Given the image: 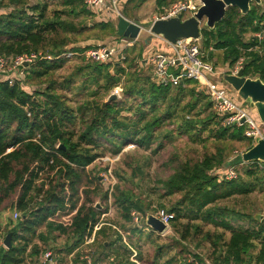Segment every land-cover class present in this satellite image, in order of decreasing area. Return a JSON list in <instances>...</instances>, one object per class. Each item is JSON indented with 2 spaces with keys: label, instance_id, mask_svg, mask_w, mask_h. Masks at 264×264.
<instances>
[{
  "label": "trees",
  "instance_id": "trees-1",
  "mask_svg": "<svg viewBox=\"0 0 264 264\" xmlns=\"http://www.w3.org/2000/svg\"><path fill=\"white\" fill-rule=\"evenodd\" d=\"M60 1L68 10H53L51 15L46 0L33 3L31 0H0V9L8 8L0 10V56L38 52L57 56L67 50L83 51L95 47L70 46L72 40L68 39L67 32L75 34L92 25L77 27L61 19L60 14L89 18L96 15L80 0ZM134 1H138L135 6H139L145 0H122L120 10L123 16H129L127 6ZM155 2L158 10L169 5L167 0ZM250 6L245 15L235 7H228L223 19L213 29H201V40L205 49L212 46L214 51L222 52V61L228 67L242 59L243 74L264 81V43L253 37L260 30V23H264V6ZM115 24L111 20H100L93 26L101 30L110 28L111 34L115 35ZM246 34L251 36L245 39ZM214 51H209V59ZM142 52L140 50L137 56ZM65 61L64 58L38 60L31 65L26 83L51 76ZM134 61L135 58L126 57L113 63L86 64L85 73L94 85L99 86V79L106 81L103 85L106 93L125 75L124 81L131 84L124 85V96L139 98L138 108L129 118L121 115L122 111L131 112L133 109L125 107V100H86L75 108L69 106L66 96L57 91L69 88L71 80L58 83L52 79L43 90L32 92L23 89L17 81L0 80V240L9 232L12 234L9 248L0 244V264L34 262L42 251L35 240L46 245L49 235L51 239L56 235L66 236L63 248L55 249L56 254L61 255L59 259L78 254L95 226H99L101 215L107 212V208L100 211L94 207L88 190H83L85 199L80 202L82 193L79 188L88 175L85 169L100 156L95 149L109 145V151L117 154L123 144L134 142L149 150L158 137L157 129L173 117L175 111L171 110L170 104L163 113L159 106L168 99L178 101L176 96L185 95L186 88L182 83L177 86L157 84L150 74L137 73L136 70L125 72ZM111 66L113 72L109 71ZM89 67L92 69L88 70ZM191 82L186 81L187 84ZM172 92L175 96H171ZM189 92L193 97L189 103L192 110L200 98L193 87ZM97 93L95 90L90 95ZM205 105L209 107L211 102L207 101ZM216 118L214 113L205 118L184 116L178 129L198 142L205 139L201 138L204 130H209L210 136L217 141L247 140L242 127L223 126ZM78 124L82 128L76 130ZM192 130L196 133L190 134ZM161 147V143L157 144L153 152ZM250 147L248 139L247 149ZM223 150L217 146L213 153H204L196 160H184L165 180H159L163 195H180L167 210L174 214L171 227L181 240L200 236L208 244L209 258L214 264H264V220L255 215L261 214L260 210L245 206V197L255 190L264 195V162L233 166L236 178H219L212 172L223 166ZM102 198L107 199V194ZM114 202L126 223L133 220V211L145 214L142 202L129 190L116 188ZM6 210L19 215L14 220L11 217L3 220ZM60 213H73L70 222L56 221L54 217ZM206 226L210 228L205 229ZM41 227L46 232L39 231ZM106 229L102 224L95 230L93 243L99 236L107 235ZM113 245L114 241L100 243L104 258L116 253Z\"/></svg>",
  "mask_w": 264,
  "mask_h": 264
},
{
  "label": "rangeland",
  "instance_id": "rangeland-1",
  "mask_svg": "<svg viewBox=\"0 0 264 264\" xmlns=\"http://www.w3.org/2000/svg\"><path fill=\"white\" fill-rule=\"evenodd\" d=\"M155 1L156 0H145L141 2L139 6H135V4L139 2L134 1L127 6L129 11L128 17L135 19L133 21L141 24L143 27L133 48L126 51V57L129 59H137V54L140 53V50L142 52V50H145L144 48L147 49L149 46L156 44L153 39H157V37H149L150 34L147 31L148 25L154 19L159 18V15H161L163 11L162 9L158 10L156 8ZM174 1L175 0H167L168 4ZM33 2H35V0H31V3ZM46 2L48 4L47 9L51 15L53 10L65 12L68 10V7H64L60 4V0H46ZM0 10L5 11L8 10V8H1ZM60 15L61 19L71 22L77 27L92 25L89 29L75 34L67 32L66 35L68 39L72 40L70 46H102L115 38L116 34H111L112 31L110 28L101 30L94 27L93 24L100 20H111L116 22L117 17L112 19H101L97 16L89 18L80 15L75 17L67 13H62ZM201 26L204 27L203 24ZM250 36L251 34H246L245 39H248ZM206 59L208 62L213 63L215 71L219 73L217 76L214 75L216 82L227 89L230 94H233L240 102V98L236 92L226 82L222 81V74L226 73L228 71L227 69H232L233 67H228L223 63L222 52L214 51L212 58L209 59V57H207ZM113 62H117V60L114 59L111 63ZM92 63L95 62L75 57L71 60H66L62 67L52 72L51 76L36 78L26 83L25 77L28 75L32 67L31 65L34 63L28 66L26 65L27 68L14 67L13 62L10 57H8L6 65L0 68V80L9 82V80L12 79L19 82L23 89L30 92L34 90H43L52 79L56 80L58 83L71 80L69 88L64 90L58 89L57 92L59 94H64L67 104L73 108L86 100L92 102H106L108 97L112 95L110 91L114 90L117 85L120 86L122 90L120 96H116L115 100L118 102L125 100V102H127L125 107L131 106L133 108L131 112L122 111L121 113V115L129 118L131 114H134L133 111L138 108L139 102V98L133 99L123 94L124 85L127 83L131 84V82H125V75H122L120 81L106 93L105 89H103V85L106 84V81L99 79V86L94 85L90 81L91 79L85 74L87 69L86 64ZM131 66L133 68L129 67L125 72H131L136 69L135 61ZM113 68L114 67L111 66L109 71L113 72ZM91 69L92 68L88 70ZM21 71L23 72V77L18 75ZM136 72L149 75V65L145 64L141 70H136ZM182 86L186 88V92L183 96H176L178 101L168 99L166 102L160 104L159 111L162 113L167 110L169 104L171 105V110L175 112L172 118L164 121V124L157 129L156 135L158 137L152 143L149 150H144L134 142L123 144L120 152L117 154H112L109 151V145L95 149L100 156L85 169L88 175L82 180V184L79 188L82 193L80 202H83L85 199L83 190H88L89 197L92 200L91 202L97 210L104 211L105 208H107V212L101 215L99 223V226L105 224L107 235L99 236L96 243L82 245L78 250V254L65 256L63 259H59L61 255H57L55 249L63 248L66 241L65 235H56L54 239H51V235H49V241L46 245L43 242L35 240V242L41 246L40 248L43 252H40L34 262L28 264H45L44 262L46 261L42 259L45 252H50L52 254V258L55 260L53 264H91L95 258H98L95 264H193V262L190 263L193 259H207L210 264H214L209 258V246L204 240H201L200 236H191L186 240H181L180 235L171 227V224L166 231L157 233L151 230L145 222L147 214H154L160 208L169 211L175 201L180 198L179 194L171 196L163 195V190L159 183V180H165L180 162L189 159L196 160L204 153H213L216 151L217 146L224 149V159L227 161L234 155L245 151L248 146V139L243 141H217L210 136L209 130L201 132V138H205L201 142L193 141L188 135L180 133L178 128L184 116L185 118H196L197 116L199 118H205L208 114L213 113L212 104L209 107L205 105V102L210 101L209 96L205 91L199 90L196 82L193 81L190 84L184 83ZM192 87L195 89V92L199 93L200 99L191 110L189 103H192L191 100L193 97L189 89ZM95 90L98 91L97 95L91 96L90 93ZM172 94L171 96H175L174 92H172ZM245 104L246 103L242 102L244 109L256 117ZM216 120L218 119L216 118ZM80 127L81 125L78 124L75 129L78 130ZM195 133V130L190 131V134ZM159 143L162 144V147L156 150V152H153ZM221 168H223V166ZM116 188L131 191V193L142 202V206L145 208V214L134 211L135 215H133L137 216L139 221L133 219L131 222L126 223L122 220L114 202ZM105 193L107 194V199L102 198ZM245 200L247 201L245 206L249 205L254 207L264 214V195L259 190H255L253 193L249 194V196L245 197ZM5 206H8V204ZM72 214L73 213L66 215L65 213H60L57 214L54 219L67 224L70 222ZM257 214L259 213H255V215ZM8 217L14 220V212L6 210L3 213L2 219L4 220ZM246 223L245 221V224ZM207 228L210 227L206 226L205 229ZM38 230L46 232L44 227ZM118 236H120V240ZM111 241H114L113 248H115L116 253L110 255L108 258H104V251L99 245L101 242L107 244ZM158 251H160L159 255Z\"/></svg>",
  "mask_w": 264,
  "mask_h": 264
},
{
  "label": "built area",
  "instance_id": "built-area-1",
  "mask_svg": "<svg viewBox=\"0 0 264 264\" xmlns=\"http://www.w3.org/2000/svg\"><path fill=\"white\" fill-rule=\"evenodd\" d=\"M80 1L98 18L112 19L116 18L118 15H122L120 10V3L122 0ZM199 6V0L174 1L163 9L159 18L180 15L182 19H185L192 16ZM260 25V30L254 33L253 37L259 42L264 43V23H260ZM157 38L167 45V50H159L155 47H150L148 52L135 59V70L139 71L145 64H148L152 81L157 84L177 86L181 83H186V81L196 82L199 90L205 91L209 96L213 113L217 119L220 120L221 125L242 127L243 135L250 140L251 146L256 143L257 139L264 137V123L260 122L253 114L248 113L242 105L243 101L240 100L239 102L233 94H230L227 89L219 85L214 79V75L217 76L219 73L215 71L213 63L208 62L206 59L209 51H214L212 46L205 49L202 45L201 37L181 39L175 43H168L161 37ZM136 41L137 39L116 36L102 46L89 47L83 51L67 50L61 52L57 56L38 52L18 55L10 57V59L14 67L19 68H27L28 65L42 59L53 60L64 58L65 60H71L75 57L86 61L105 64L114 59L117 61L125 60L126 50L132 48ZM242 61V59L236 61L232 69H227L228 72L233 74L237 73V71L242 68ZM7 62L8 57L0 56V68H3ZM18 75L23 77V72L21 71ZM13 82L14 80H9V83ZM121 90V87L116 85L114 90L110 91V93L120 96ZM251 111L255 114L253 109H251ZM27 115H30V113L27 112ZM38 137L39 135H37V138ZM212 173L219 178L228 180L236 178L237 176L234 167H223L214 170ZM131 214L133 216L135 212L133 211ZM153 215L165 224L167 229L170 226V221L174 218V214L168 212L164 208L158 209ZM14 217L15 219L18 217L17 212L14 213ZM133 219L139 221L137 216H133ZM97 228L98 226H95L92 235L85 244L93 243L95 230ZM0 244H3L2 240H0ZM42 259L50 264H53L55 261L50 252H45ZM192 262L193 264H210L207 259H203L202 261L193 259L190 263Z\"/></svg>",
  "mask_w": 264,
  "mask_h": 264
},
{
  "label": "water",
  "instance_id": "water-1",
  "mask_svg": "<svg viewBox=\"0 0 264 264\" xmlns=\"http://www.w3.org/2000/svg\"><path fill=\"white\" fill-rule=\"evenodd\" d=\"M200 6L192 16L182 19L180 15L167 18H156L149 25L147 31L149 37H161L168 43H175L186 38H200L201 29H213L215 24L223 19L228 7H235L245 15L250 11V3L254 1L260 5L261 0H199ZM204 25L202 27L201 25ZM115 33L118 37L138 39L143 27L141 24L129 20L123 15H118L115 24ZM222 81L226 82L248 107L254 110L257 119L264 123V81L258 77H248L243 74V68L233 74H222ZM116 98L112 94L108 97L111 101ZM64 148L63 145H58ZM248 162H264V137L257 139L256 143L245 151L238 153L223 163L224 168L241 165ZM262 220L263 215L257 214ZM147 226L151 230L162 233L167 226L153 214H147L145 218ZM11 232L7 233L2 240L6 248L11 246Z\"/></svg>",
  "mask_w": 264,
  "mask_h": 264
},
{
  "label": "crops",
  "instance_id": "crops-1",
  "mask_svg": "<svg viewBox=\"0 0 264 264\" xmlns=\"http://www.w3.org/2000/svg\"><path fill=\"white\" fill-rule=\"evenodd\" d=\"M125 17V16H124ZM126 18H128L129 20H135V19H133V18H131V17H126ZM138 22H140V21H138ZM153 41L154 42H156V44H154V45H151V46H149L147 49L145 48V50L142 52V56L146 53V52H148V50H149V48L150 47H155V48H157V49H159V50H167V45L164 43V42H162V41H160L158 38L157 39H153ZM133 48V47H132ZM132 48H130V49H132ZM128 50V49H127ZM126 50V51H127ZM141 57V56H140ZM262 214V213H261ZM263 215V217H262V221L264 220V214H262ZM70 255H73V254H70ZM69 256V255H68ZM45 264H50V263H48V262H44Z\"/></svg>",
  "mask_w": 264,
  "mask_h": 264
},
{
  "label": "flooded vegetation",
  "instance_id": "flooded-vegetation-1",
  "mask_svg": "<svg viewBox=\"0 0 264 264\" xmlns=\"http://www.w3.org/2000/svg\"><path fill=\"white\" fill-rule=\"evenodd\" d=\"M254 4H256L254 1H252L251 3H250V5H254ZM260 6H264V0H261V4H260Z\"/></svg>",
  "mask_w": 264,
  "mask_h": 264
}]
</instances>
